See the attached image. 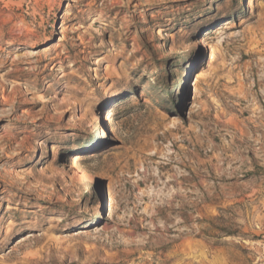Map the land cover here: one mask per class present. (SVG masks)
<instances>
[{
    "label": "rangeland",
    "instance_id": "374dc122",
    "mask_svg": "<svg viewBox=\"0 0 264 264\" xmlns=\"http://www.w3.org/2000/svg\"><path fill=\"white\" fill-rule=\"evenodd\" d=\"M249 2L0 0V264H264Z\"/></svg>",
    "mask_w": 264,
    "mask_h": 264
},
{
    "label": "bare ground",
    "instance_id": "6f19581e",
    "mask_svg": "<svg viewBox=\"0 0 264 264\" xmlns=\"http://www.w3.org/2000/svg\"><path fill=\"white\" fill-rule=\"evenodd\" d=\"M253 3H254V0H250L249 5H253ZM69 166L74 168V174L76 175V179L78 181H80L81 183L82 182L84 183V182L87 181V179L85 178V176H83L82 172L79 170V168L75 164H73V163L70 162L69 163ZM45 191H46V189H45ZM105 205L107 207L110 206V199H109V197L107 198Z\"/></svg>",
    "mask_w": 264,
    "mask_h": 264
},
{
    "label": "trees",
    "instance_id": "16d2710c",
    "mask_svg": "<svg viewBox=\"0 0 264 264\" xmlns=\"http://www.w3.org/2000/svg\"><path fill=\"white\" fill-rule=\"evenodd\" d=\"M163 78L165 79V80H164L165 82H166V80H168L166 77H163ZM173 88H174V87H169V88H168L166 91H164V92L171 93V92L173 91V90H172ZM175 96L178 97V95H176V94H175ZM170 97H172L171 94H170Z\"/></svg>",
    "mask_w": 264,
    "mask_h": 264
}]
</instances>
